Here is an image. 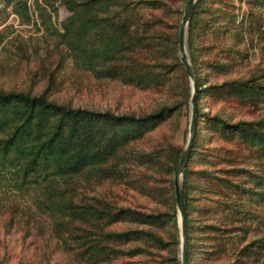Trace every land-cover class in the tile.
Returning a JSON list of instances; mask_svg holds the SVG:
<instances>
[{
    "label": "trees",
    "instance_id": "16d2710c",
    "mask_svg": "<svg viewBox=\"0 0 264 264\" xmlns=\"http://www.w3.org/2000/svg\"><path fill=\"white\" fill-rule=\"evenodd\" d=\"M45 1L53 12L58 11L55 4ZM175 1L63 0L72 12L63 24V31L55 28L45 8H40L44 10L40 16L47 32L66 43L79 69L90 71L99 79H121L127 84L151 87L163 81L162 73L150 70V66L156 67L152 62L157 61L166 74L184 69L178 55L179 24L169 26L164 18H153L142 11H163L168 17L172 12L170 3ZM236 1L198 0L189 24L187 44L198 86L192 158L201 145V131H206L209 137L217 136L264 159V119L233 122L223 115L204 112L200 106L204 98L233 104L250 113H257L264 106V71L252 72L242 79L215 81L227 77L248 58V51L242 49L247 44L246 34L251 48L255 47V38L264 45V21L256 19L252 12L239 21ZM239 1L246 2L252 10L264 12V0ZM6 3L7 6L15 3V13L31 22L28 0H6ZM186 92L190 99L189 84ZM180 108L179 104H173L143 116L120 115L60 105L50 99L48 90L38 96L0 90V178L7 179L6 175L11 174L17 188L42 191L40 207L47 209L56 231L63 233L62 241L67 242L64 237L67 232L75 235L79 243L76 256L80 260L117 264L123 258L148 256L155 259V264H173L177 262L175 252L179 246L177 214L175 206L165 202L167 188L154 184L149 196L161 207L154 209L123 207L107 200L77 207L67 187L70 180L84 174L100 182L121 177L122 170L105 166L119 159V152L128 145L172 119ZM226 153L219 159L228 163L238 159ZM181 156V151L171 154L173 173ZM147 157H143V164L153 163L154 156L150 155V160ZM246 174L253 176L249 170L231 164L217 172L208 168L193 170L188 164L182 193L189 264L194 263L197 253L196 239L214 240L226 234L232 238L241 233L236 262L264 254V239L242 245L250 232L247 222L258 218L243 202L252 193L239 181ZM173 184L172 181L175 204ZM259 184L262 185L261 181ZM211 193L217 197L207 198ZM232 193L239 196L238 200L233 201ZM196 199H208L211 203L197 206L193 204ZM123 223L135 228L111 229ZM84 224L92 231L83 228ZM196 232L200 235L196 236ZM217 251H211L210 255H217ZM167 252L174 255L164 258L162 253Z\"/></svg>",
    "mask_w": 264,
    "mask_h": 264
},
{
    "label": "rangeland",
    "instance_id": "374dc122",
    "mask_svg": "<svg viewBox=\"0 0 264 264\" xmlns=\"http://www.w3.org/2000/svg\"><path fill=\"white\" fill-rule=\"evenodd\" d=\"M47 1L55 4L58 11L53 12L45 0H28L31 22H27L15 13V3L7 6L6 0H0V90L26 92L33 96L48 90L50 99L60 105L97 112L110 111L120 115L143 116L163 106L179 104L181 108L172 119L148 133L143 139L128 145L119 152V159H114L105 166L106 168L115 166L122 170L121 177L100 182L84 174L70 180L67 188L71 190V198L77 207L97 205L99 204L97 200H101V203L107 200L123 207L154 209L161 208L157 207L149 196L154 184L167 188L165 202L167 201L169 206L174 205L177 214L179 246L175 252L177 262L173 264H181L179 217L177 204H174L171 192L172 181L175 188L176 171L173 173L170 165L171 154L181 151L183 156L190 135L192 85L184 65L182 64L185 70L179 68L171 74H166L157 61L152 62L156 67L150 66V70L162 73L163 81L151 87L127 84L121 79H99L92 72L79 69L66 43L58 35L47 32L40 16L44 8L51 14L55 28L60 31H63V24L72 15L63 0ZM188 2L176 0L175 3H170L172 12L168 17L163 11L143 10L142 12L153 18H164L169 26L179 24L180 32ZM236 4L239 21H242L249 12L255 14L256 19L264 21V12L252 10L244 1L237 0ZM166 30L171 31L168 28ZM161 32L164 33L165 30ZM246 36H248L247 44L242 46V49L248 51V58L227 77L215 81L242 79L252 72L264 71V45L262 46L255 38V47L251 48L250 37L248 34ZM178 55L180 59L179 46ZM188 84L190 99L186 92ZM200 106L204 112L223 115L233 119V122L264 119V106L257 113H250L242 107L217 102L212 98H204ZM209 135L210 133L201 131V145L195 151L196 156L194 155L193 158L191 151V160L189 158L188 164L193 170L208 168L217 172L220 168H229L231 164L236 168H245L252 172L253 176L246 174L239 181L242 182L240 184L243 187L252 192L245 196L247 198H244L243 202L258 218L247 222L248 226H251L250 232L242 245L264 239V199L262 200L264 159L253 156L242 146ZM224 152H227L226 155L229 157L238 159L230 163L219 159L220 156L223 157ZM150 155L155 158L153 163L143 164V157L148 156L146 160H150ZM205 157L210 162H207ZM6 177L7 179L0 178V264H91L76 256L79 252V243L74 234L65 233L67 242L62 241L63 233L56 231L54 221L47 209L40 207L43 199L42 191L19 189L11 174H7ZM183 181L184 175L182 184ZM260 181L262 185L259 184ZM231 196L233 201L239 198L236 193H232ZM216 197L211 193L207 198ZM204 203L209 205L211 201L196 199L193 204L199 206ZM78 222H75L76 226L79 225ZM83 228L92 231L88 225L84 224ZM130 228L135 226L123 223L111 229L122 231ZM195 235L199 236L200 233L196 232ZM229 235L226 234V237L222 235L214 240L196 239L198 245L193 264H264V254L236 262L241 233L234 234L232 238H228ZM211 251H217V255H210ZM162 254L164 258H170L174 252ZM154 260L148 256H140L132 259L123 258L116 263L155 264Z\"/></svg>",
    "mask_w": 264,
    "mask_h": 264
},
{
    "label": "water",
    "instance_id": "95a60500",
    "mask_svg": "<svg viewBox=\"0 0 264 264\" xmlns=\"http://www.w3.org/2000/svg\"><path fill=\"white\" fill-rule=\"evenodd\" d=\"M198 0H189L187 8L180 25L179 32V54L181 63L184 65L192 85L191 98V120H190V135L187 146L180 160L175 174V195L177 204V213L179 217V229L181 235V264H189L188 262V232L186 225L185 206L182 193V177L187 168L190 154L194 145L196 129H197V114H198V86L197 75L191 62L187 48V32L192 14Z\"/></svg>",
    "mask_w": 264,
    "mask_h": 264
}]
</instances>
